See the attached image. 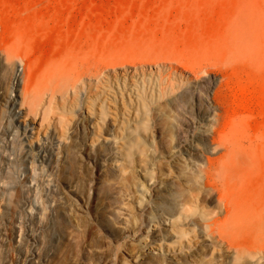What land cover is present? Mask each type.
<instances>
[{
	"label": "rangeland",
	"instance_id": "1",
	"mask_svg": "<svg viewBox=\"0 0 264 264\" xmlns=\"http://www.w3.org/2000/svg\"><path fill=\"white\" fill-rule=\"evenodd\" d=\"M0 35V264H264V0H0ZM217 129L262 143L232 244Z\"/></svg>",
	"mask_w": 264,
	"mask_h": 264
},
{
	"label": "bare ground",
	"instance_id": "2",
	"mask_svg": "<svg viewBox=\"0 0 264 264\" xmlns=\"http://www.w3.org/2000/svg\"><path fill=\"white\" fill-rule=\"evenodd\" d=\"M1 36V35H0ZM1 39V38H0ZM24 82V81H23ZM32 82V81H31ZM31 82H30V77H28L27 79H26V84L24 83V87H22L21 89H19V91H20V94L22 95V97H24L25 99H29V101H30V104H31V109H32V107H36L35 106V97H34V95H33V91L31 90L32 89V87H31ZM159 91H162V90H159ZM158 91V92H159ZM167 91V90H166ZM165 91V92H166ZM157 92V94H159ZM165 92H164V95H165ZM121 93H123V92H121ZM162 93H163V91H162ZM140 94V93H139ZM156 94V95H157ZM115 95V94H114ZM113 95V96H114ZM143 95V94H142ZM145 95V94H144ZM151 95V97H152V94H150ZM150 95H149V97H150ZM155 95V94H154ZM161 95H163V94H161ZM116 96V95H115ZM122 96V95H121ZM139 96V95H138ZM140 96H141V94H140ZM124 97V96H123ZM150 97V98H151ZM159 97H161L160 96V94H159ZM23 98V99H24ZM140 98V97H139ZM141 98H142V96H141ZM148 98V97H147ZM115 99H116V97H115ZM143 99V98H142ZM142 99H140L141 101H142ZM145 100H146V97L144 98ZM143 99V100H144ZM155 99H156V97H155ZM109 100H111V99H109ZM140 100H138V102L140 101ZM152 101V100H151ZM148 102V101H147ZM172 102V101H171ZM102 103V102H101ZM105 103V106H106V102L105 101H103V103L102 104H104ZM136 103V102H135ZM142 104H143V106H144V102L142 101L141 102ZM140 102H139V104H137V106H138V108L137 109H139V105L141 104ZM146 103V102H145ZM22 104H23V102H22ZM29 104V105H30ZM93 104V103H92ZM97 104H98V102H97ZM97 104H96V106H97ZM133 105V104H132ZM146 105H148V104H146ZM93 106H94V104H93ZM104 106V107H105ZM136 106V107H137ZM101 107H103L102 105H101ZM100 107V108H101ZM109 107V106H108ZM33 108V109H34ZM93 108V107H92ZM47 109V108H46ZM94 109V108H93ZM93 109H91V110H93ZM48 111H49V109H48ZM94 111V110H93ZM102 111V110H101ZM139 111H140V109H139ZM138 111V112H139ZM104 112H106V111H104ZM163 112V111H162ZM108 113V112H107ZM45 114H47V112L45 113ZM101 114L103 115V113L101 112ZM100 114V115H101ZM129 114V113H128ZM138 114H140V112L138 113ZM143 114H145L146 115V113L145 112H143ZM101 115V116H102ZM105 115V114H104ZM130 115V114H129ZM133 115V114H132ZM145 115H142L143 117L145 116ZM220 116V115H219ZM146 117V116H145ZM216 119H217V117H215ZM219 118V117H218ZM220 119V118H219ZM219 119H217L218 121H219ZM98 126V125H97ZM100 128H101V126H100ZM216 128V127H215ZM26 130V129H25ZM217 132V135H215V148L216 149H218L219 147H221V148H223L224 149V151H223V153L221 154V156H220V158H219V160H218V162H215V161H213V160H211L210 162H211V164H210V166H209V170H208V173L210 174V175H213V174H216V173H218V174H222L223 175V173H224V177L226 178V180H222L221 182L223 183V186H220L219 184H213V183H211V181H209V185L211 186V187H213V189L214 190H216L217 192H218V200L222 203L223 202V205H224V207H225V209H226V212H227V215L225 216V218L222 220V222L221 223H216V222H214V223H210V224H208V223H206L207 224V227L211 230V233H214V231L216 232V228H217V226H218V228H219V230L218 231H225L224 229H226V233L228 234H230L229 235V237H225V239H227V241L228 242H232V239H234V237L235 238H237V237H240V236H242V234L244 233V231L245 230H247L246 228H247V226H249V224L247 223V213H248V211H246L247 209L245 208L246 207V203H244V201L242 200H240V197L239 196H241V199H242V191H243V189L240 187V185L241 184H243V182H245V180H242L243 178H244V176H245V174H246V171H247V168L249 167V165L251 164V162L253 161V160H256V154H257V152H258V149H259V145H261L262 143H260L259 145L258 144H254V143H252V142H250V143H245V142H243V141H240L239 139H235L234 137H232L231 135H226L225 133H224V130L223 129H217L216 130ZM98 132V131H97ZM130 137V136H129ZM129 137H127V138H129ZM131 138V137H130ZM133 138V137H132ZM131 138V139H132ZM126 141H127V139H126ZM135 141V140H134ZM133 144H135V142L133 143V142H129V145H131V146H134ZM136 144H138V142L136 143ZM30 145V144H29ZM126 145H127V143H126ZM138 146V145H137ZM262 146V145H261ZM30 148V147H29ZM128 148H130V147H128ZM32 149L33 148H31L30 150H28L27 152H26V160H28L29 162H32V161H30L29 160V157H32L33 156V154L31 153V151H32ZM45 156H47V154L45 155ZM44 156V157H45ZM229 179H231V180H229ZM261 181H263L264 182V180H261ZM165 183V182H164ZM169 185V184H168ZM170 186V185H169ZM241 186H243V185H241ZM263 186V185H262ZM168 187V186H167ZM166 187V188H167ZM210 187V188H211ZM223 187H227L226 188V190L223 188ZM257 187H259L258 186V184H257ZM264 187V186H263ZM232 188V189H231ZM229 189V191L231 192V197L229 196V194L227 193V190ZM233 189L235 190V191H233ZM190 192L192 193V191L190 190ZM195 193V191L192 193L193 195H195L194 194ZM244 193V192H243ZM183 194H184V192H183ZM189 194V193H188ZM197 194V193H196ZM242 194V195H241ZM258 195L256 196V203H255V205H256V209L257 210H260V209H262V208H264V202H263V197L262 196H260L261 195V193L260 192H258L257 193ZM191 195V194H190ZM189 195V196H190ZM236 195L238 196V197H236ZM190 197H192V196H190ZM189 197V198H190ZM194 197V196H193ZM196 197V196H195ZM197 197H199V196H197ZM196 197V198H197ZM199 198H197V200H198ZM191 200H194L193 198L191 199ZM183 201V200H182ZM189 200H188V198L180 205V206H182V208H184L186 205H189L187 202H188ZM200 201V200H199ZM190 203V202H189ZM193 203H194V201H193ZM192 203V204H193ZM196 203V202H195ZM198 203V202H197ZM192 204H190V205H192ZM194 205H196V204H194ZM198 205V204H197ZM205 205V204H204ZM188 207V206H187ZM192 207H194V206H191V209H192ZM197 207V206H196ZM205 207V206H204ZM185 209L187 210V208L185 207ZM189 209V208H188ZM205 209H207V208H205ZM216 209V208H215ZM215 209H213L214 211H216ZM254 209V211L256 210L255 208H253ZM181 210V209H180ZM204 210V209H203ZM209 210V209H208ZM185 211V210H184ZM183 211V212H184ZM181 212H182V210H181ZM209 212V211H208ZM207 210H205V212H203V211H201V213L205 216L207 213ZM211 212V211H210ZM209 212V213H210ZM208 213V214H209ZM211 213H213V215H214V212L212 211ZM211 213H210V216H211V218H212V216L213 215H211ZM216 213V212H215ZM182 215L184 214V213H181ZM202 214H200L201 216H202ZM207 214V215H208ZM204 216H202V219H206V217L204 218ZM179 217V216H178ZM180 217H181V215H180ZM185 217V216H184ZM186 218V217H185ZM208 218L210 219V217L208 216ZM217 221V220H216ZM219 221V220H218ZM205 224V223H204ZM219 224V225H218ZM206 226V225H205ZM206 229V228H205ZM182 231V230H181ZM180 231V232H181ZM209 232V231H208ZM183 234L185 233H187V231H183L182 232ZM181 234V233H180ZM210 234V233H209ZM209 234H207V235H209ZM217 234V233H216ZM221 234V233H220ZM226 234V235H227ZM183 236V235H182ZM232 244V243H231ZM236 249V253H237V255H236V259L237 260H239L240 259V257L242 258L244 255H245V252H246V246H245V244H243L242 242H237V245H236V247H235ZM235 258V257H234ZM239 258V259H238Z\"/></svg>",
	"mask_w": 264,
	"mask_h": 264
}]
</instances>
